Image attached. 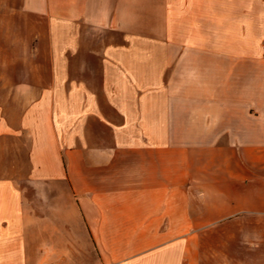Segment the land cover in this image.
I'll list each match as a JSON object with an SVG mask.
<instances>
[{
	"label": "crops",
	"instance_id": "crops-1",
	"mask_svg": "<svg viewBox=\"0 0 264 264\" xmlns=\"http://www.w3.org/2000/svg\"><path fill=\"white\" fill-rule=\"evenodd\" d=\"M0 264H264V0H0Z\"/></svg>",
	"mask_w": 264,
	"mask_h": 264
},
{
	"label": "rangeland",
	"instance_id": "rangeland-1",
	"mask_svg": "<svg viewBox=\"0 0 264 264\" xmlns=\"http://www.w3.org/2000/svg\"><path fill=\"white\" fill-rule=\"evenodd\" d=\"M42 60H40L39 59V62H41ZM43 62H44V60H43ZM55 74H62V72L61 71H56V72H54ZM93 73V72H92ZM19 73H17L16 75H18ZM44 76H45V71H43V70H39V78H44ZM90 76V75H89ZM98 76H94L93 78H94V80L97 78Z\"/></svg>",
	"mask_w": 264,
	"mask_h": 264
}]
</instances>
